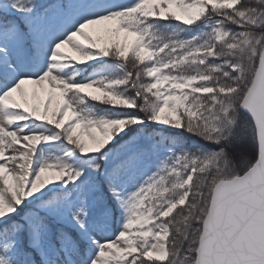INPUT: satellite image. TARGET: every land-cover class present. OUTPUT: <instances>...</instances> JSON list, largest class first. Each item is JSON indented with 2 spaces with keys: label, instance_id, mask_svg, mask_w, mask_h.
Returning a JSON list of instances; mask_svg holds the SVG:
<instances>
[{
  "label": "snow or ice",
  "instance_id": "6c2138e0",
  "mask_svg": "<svg viewBox=\"0 0 264 264\" xmlns=\"http://www.w3.org/2000/svg\"><path fill=\"white\" fill-rule=\"evenodd\" d=\"M0 264H264V0H0Z\"/></svg>",
  "mask_w": 264,
  "mask_h": 264
}]
</instances>
